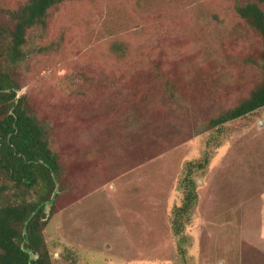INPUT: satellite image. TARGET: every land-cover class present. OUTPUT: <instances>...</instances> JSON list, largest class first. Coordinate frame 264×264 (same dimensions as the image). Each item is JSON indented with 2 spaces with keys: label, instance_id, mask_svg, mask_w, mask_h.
<instances>
[{
  "label": "rangeland",
  "instance_id": "1",
  "mask_svg": "<svg viewBox=\"0 0 264 264\" xmlns=\"http://www.w3.org/2000/svg\"><path fill=\"white\" fill-rule=\"evenodd\" d=\"M238 1H65L27 32L17 98L63 163L55 213L44 208L53 264H264V108L194 130L262 79ZM22 2L0 0V24ZM205 153L175 235L187 164Z\"/></svg>",
  "mask_w": 264,
  "mask_h": 264
},
{
  "label": "trees",
  "instance_id": "2",
  "mask_svg": "<svg viewBox=\"0 0 264 264\" xmlns=\"http://www.w3.org/2000/svg\"><path fill=\"white\" fill-rule=\"evenodd\" d=\"M65 1L24 0L17 8L6 10V20L0 24V264H53L43 231L48 224L44 204L55 189V174L63 186V163L50 148L49 127L40 121L25 104L27 97L17 98L21 81V66L28 58L25 50L29 30L46 31L51 10ZM264 0L238 1L236 15L256 32L262 41L258 63L261 81L235 106L210 118L205 126L195 122V135L217 130L224 124L243 118L264 108ZM122 46H113L119 53ZM167 91L172 81L165 80ZM205 153L201 162L188 163L181 181L183 196L174 210L172 230L179 235L181 225L188 219L197 204L195 169L208 164ZM57 199L50 216L55 213ZM34 216L31 215L36 211ZM24 228L28 233L25 247ZM32 255V258L30 256Z\"/></svg>",
  "mask_w": 264,
  "mask_h": 264
},
{
  "label": "water",
  "instance_id": "3",
  "mask_svg": "<svg viewBox=\"0 0 264 264\" xmlns=\"http://www.w3.org/2000/svg\"><path fill=\"white\" fill-rule=\"evenodd\" d=\"M52 176H53V179H54V181H55V189H54V191H53V194H52L50 200L47 201V202L44 204L46 210H49V209L52 207V204H53V202H54V200H55V197H56V194H57V192H58V183H57V180H56L55 174L52 173ZM39 208H40V207H38V208L36 209V211L31 215V217L35 215V213L38 211ZM24 234H25V239H24L23 244H22V249H23L25 252L31 253V250H29V249H27V248L25 247V243H27L28 238H29L26 228H24ZM30 258H32V255L30 256Z\"/></svg>",
  "mask_w": 264,
  "mask_h": 264
}]
</instances>
